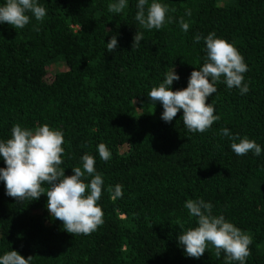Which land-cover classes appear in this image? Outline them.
I'll return each mask as SVG.
<instances>
[{"label":"trees","instance_id":"16d2710c","mask_svg":"<svg viewBox=\"0 0 264 264\" xmlns=\"http://www.w3.org/2000/svg\"><path fill=\"white\" fill-rule=\"evenodd\" d=\"M110 2L39 0L43 21L29 13L23 29L0 24V139L10 138L15 124L46 123L64 133L66 176L87 152L104 177V222L88 235L67 233L47 211L46 195L17 202L0 182V254L15 250L32 256L31 264H224L211 245L199 259L178 245L177 236L195 226L184 204L201 198L252 237L247 264H264V154L238 156L220 134L227 127L264 149V0H160L172 22L159 30L135 20L137 0L120 13L108 11ZM136 31L143 39L131 50ZM209 32L244 57L249 92L217 83L206 103L219 119L190 133L182 110L166 123L147 93L172 68L180 77L172 90L187 87L205 56L203 40L192 38ZM114 35L118 47L108 52ZM100 143L111 151L107 162ZM116 184L123 195L113 199Z\"/></svg>","mask_w":264,"mask_h":264},{"label":"clouds","instance_id":"9594fccd","mask_svg":"<svg viewBox=\"0 0 264 264\" xmlns=\"http://www.w3.org/2000/svg\"><path fill=\"white\" fill-rule=\"evenodd\" d=\"M129 0H112L108 4L110 13L123 11ZM135 20L144 29L159 30L172 17L167 16L169 9L160 0H137ZM43 21L47 9L39 0H3L0 3V24L7 23L14 29H23L30 22V16ZM191 15L190 10L185 11ZM179 25L187 33L190 25L183 17ZM143 39V32L136 31L131 50L138 48ZM193 44L203 40L205 53L203 64L194 68L188 78L187 87L172 90L174 81L180 79L174 71L164 74V79L153 86L147 97L153 105L162 106L161 119L168 123L177 112L182 110V122L188 132L203 133L219 119L215 115V106L206 103L207 98L217 92V83H223L228 89L236 88L241 95L249 92L248 83L244 82V73L248 71L244 57L236 47L215 32L206 36L195 34ZM105 43V42H104ZM118 47L117 37L110 36L106 50L114 52ZM222 136L231 143V150L238 156L252 153L261 156L264 149L255 140L247 136L241 137L223 127ZM64 133L62 130L42 124L35 128L22 127L15 124L11 128L10 138L0 139V160L5 167H0V182H3L5 195L13 197L17 202L37 200L43 194L47 196V211L51 217L62 222L64 230L69 234L88 235L103 224V211L98 201L102 195L104 177L95 168V157L85 152L79 158V165L71 167L72 174L65 175L62 157L64 155ZM99 157L107 162L111 159V151L104 143L97 145ZM47 185V188L43 187ZM123 195V185L113 186L112 198ZM184 208L188 215L195 218V226L184 229L177 236L178 245L188 257L199 259L209 245L215 249L216 256L224 254V264H247L246 258L251 254L249 245L252 237L223 214H213V204L205 200L188 199ZM32 256L27 259L10 250L0 254V264H31Z\"/></svg>","mask_w":264,"mask_h":264},{"label":"rangeland","instance_id":"374dc122","mask_svg":"<svg viewBox=\"0 0 264 264\" xmlns=\"http://www.w3.org/2000/svg\"><path fill=\"white\" fill-rule=\"evenodd\" d=\"M62 69H64V67H62Z\"/></svg>","mask_w":264,"mask_h":264}]
</instances>
